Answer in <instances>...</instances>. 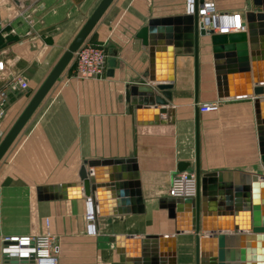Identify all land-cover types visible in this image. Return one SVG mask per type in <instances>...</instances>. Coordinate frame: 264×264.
<instances>
[{
  "label": "crops",
  "instance_id": "obj_1",
  "mask_svg": "<svg viewBox=\"0 0 264 264\" xmlns=\"http://www.w3.org/2000/svg\"><path fill=\"white\" fill-rule=\"evenodd\" d=\"M100 1L0 0V59L10 63L16 59L13 72L21 73L28 82L26 88L7 87L0 142ZM215 2L220 12H238L242 19L251 9V0ZM186 6L187 0H113L109 5L86 39L107 49L105 77H78L73 58L0 161V264L5 236L47 232L57 237L59 264H136L118 252L116 235L175 234L176 220L168 209L160 207L159 200L172 197L169 187L180 162H189L188 170L194 171L198 159L202 172L225 171L232 181L242 173L264 176L255 107V98L264 99V94L219 96L210 35L200 36L198 93L194 56L177 55L169 113L147 116L143 124L135 122L126 98L127 85L145 80L147 86L155 87L163 82L143 77L151 56L137 34L152 18L187 14ZM163 27L165 43L158 45V73L167 78L174 45H167L166 40L175 30L173 25L170 31L167 25ZM249 51L250 68L241 71L237 61L236 70L226 73L222 92L252 91L264 84L261 42ZM11 80L1 73L0 89ZM214 102L219 104L216 110L201 109ZM262 110L264 113V106ZM135 152L145 213L99 215L98 233L89 235L85 229L86 197L38 198L40 186L79 181L81 168L89 160L126 159ZM112 171V165H101V179L97 178L106 191L108 211L116 206L108 186ZM118 173L129 175L128 170ZM203 206L201 224L205 220L208 225L235 226L236 216L217 201L206 197ZM182 214L183 225H191L188 214ZM204 233L201 230L200 234ZM175 249L177 264H196V233L177 234Z\"/></svg>",
  "mask_w": 264,
  "mask_h": 264
},
{
  "label": "water",
  "instance_id": "obj_2",
  "mask_svg": "<svg viewBox=\"0 0 264 264\" xmlns=\"http://www.w3.org/2000/svg\"><path fill=\"white\" fill-rule=\"evenodd\" d=\"M75 1L81 2L82 0ZM112 1L101 0L99 2L25 110L1 140L0 161ZM204 1L195 0L196 12L194 14L152 18L139 30L137 37L142 40L143 45L149 47L151 56L150 67L143 77H149L151 81L163 82H159L155 87L147 86L145 80L127 85L126 98L131 103L130 110L137 124L146 123L144 119L152 114L157 117L159 113H169L168 105L172 99L175 78V56L184 54L194 56L198 93L200 36H211L220 97L264 94V84L256 86L252 91L248 89L233 94L227 90L222 92L221 88L227 85L226 73L236 70L237 61L240 62L241 71L250 68L248 66L249 48L253 50L259 41L264 48V0H251V9L244 12L243 21L247 25V30L228 33L207 30L200 22L198 7ZM257 7L261 9L256 10ZM164 25H167L168 31L172 29V25L175 30L174 36L169 35V40H166L167 45H174L169 56V76L167 78H163L158 73V50L160 49L158 45L165 43V36L162 33ZM108 73L112 74L113 69ZM155 105L161 107L158 108ZM263 106L264 99L257 96L255 107L259 124L261 160L264 164ZM101 165H112L113 169L108 186L112 189L111 197L115 200L116 206L111 211L105 208L104 200L107 194L97 181V178L101 179L99 175ZM86 166L93 170L88 171ZM190 166L189 162H180L178 171L187 170ZM126 170L129 171L127 177L118 173ZM194 171L198 185L195 197H166L159 200L160 207L168 209L169 216L176 220L175 234L144 237L117 234L118 252L126 254L128 260L134 259L136 264H177L176 235L194 231L196 233V264H264V176L242 173L238 175L236 181H232L231 174L225 171L202 172L198 159ZM139 176L136 152L126 159L89 160L81 168L79 181L40 186L38 198L40 200L91 198L94 211L100 216L142 214L146 212V204ZM206 197L230 210L236 216L235 226L208 225L205 220L201 224V210ZM182 211L188 214L191 225H183ZM219 215H222V212H219ZM108 221L112 222V218ZM201 230L205 232L203 235L200 234ZM165 245L168 249L163 251L162 247Z\"/></svg>",
  "mask_w": 264,
  "mask_h": 264
},
{
  "label": "built area",
  "instance_id": "obj_3",
  "mask_svg": "<svg viewBox=\"0 0 264 264\" xmlns=\"http://www.w3.org/2000/svg\"><path fill=\"white\" fill-rule=\"evenodd\" d=\"M187 14L196 12L195 0H187ZM200 22L207 30L216 33H228L247 30V25L238 12H220L215 0H205L198 7ZM108 51L104 46L85 41L74 53L77 76L88 79L105 77ZM16 61V59L14 60ZM0 59V74L11 77V82L0 89V119L7 103V87H28V82L21 73L13 72V63ZM3 76V75H2ZM4 77V76H3ZM2 78V77H1ZM218 102L201 106L204 110H216ZM198 185L195 171H178L172 178L169 195L172 197H195ZM85 229L89 235H97L98 216L93 208L91 198H86ZM57 237L51 232L41 235L5 236L1 248L2 264H59L56 254Z\"/></svg>",
  "mask_w": 264,
  "mask_h": 264
}]
</instances>
